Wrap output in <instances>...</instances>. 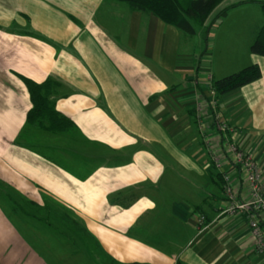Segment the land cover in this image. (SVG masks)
<instances>
[{
  "label": "crops",
  "instance_id": "0c3cea01",
  "mask_svg": "<svg viewBox=\"0 0 264 264\" xmlns=\"http://www.w3.org/2000/svg\"><path fill=\"white\" fill-rule=\"evenodd\" d=\"M251 1L264 0H223L205 25L235 6L202 48L200 29L124 2L0 0V264H264L248 213L228 210L251 198L228 143L251 155L264 190V57L250 52L263 16ZM240 63L260 78L213 97L211 81ZM21 77L51 80L68 127L26 121ZM47 199L82 237L47 221Z\"/></svg>",
  "mask_w": 264,
  "mask_h": 264
},
{
  "label": "trees",
  "instance_id": "16d2710c",
  "mask_svg": "<svg viewBox=\"0 0 264 264\" xmlns=\"http://www.w3.org/2000/svg\"><path fill=\"white\" fill-rule=\"evenodd\" d=\"M126 3L131 9L146 13H152L159 17L163 22L171 24L184 33L193 36L197 32V27L203 29L204 46L207 45L209 34L214 24L221 15L231 5L218 10L209 24L205 25L208 17L223 0H115ZM260 5L263 23L258 33L250 45V52L264 57V1H251ZM246 3V2H243ZM242 3V4H243ZM261 76L260 67L257 63L247 65L237 72L228 74L219 79L211 81L216 95H222L234 91L248 83H251ZM29 92L32 108L28 111L26 121L36 122L38 119L49 120V128L53 130L68 127L67 119L56 112L50 104L47 94L51 91L49 79L42 83H36L28 78L21 77ZM260 223V221H259ZM139 264V263H134Z\"/></svg>",
  "mask_w": 264,
  "mask_h": 264
},
{
  "label": "built area",
  "instance_id": "2783aa9c",
  "mask_svg": "<svg viewBox=\"0 0 264 264\" xmlns=\"http://www.w3.org/2000/svg\"><path fill=\"white\" fill-rule=\"evenodd\" d=\"M209 88L211 95L214 97L215 91L213 87H211L210 85ZM211 103L214 105L215 100H212ZM219 125L222 130L228 129L227 124H225L224 122H220ZM226 149L227 152L234 157L235 162L242 165L245 168L246 170L245 179L248 184V189L251 195L249 201L232 204L229 206L228 210L237 209L239 211H245L248 213L249 216L248 224L251 233L256 240V245H255L256 251L264 252V229L261 227L258 218L255 216V213L257 212L264 213V190L261 184L260 170L254 159L251 157V155L248 152L241 149L237 144L228 143ZM224 180H225L224 189L228 194L229 199L234 200L233 199L234 196L232 193V188L229 183V180L227 177H225ZM197 221H198L199 229L204 227L206 221L204 215L198 214Z\"/></svg>",
  "mask_w": 264,
  "mask_h": 264
},
{
  "label": "rangeland",
  "instance_id": "374dc122",
  "mask_svg": "<svg viewBox=\"0 0 264 264\" xmlns=\"http://www.w3.org/2000/svg\"><path fill=\"white\" fill-rule=\"evenodd\" d=\"M185 1V0H183ZM198 29H200L201 31V36H200V41L198 36L193 38L194 41H198V45H201L202 48H204V38H203V29H201L200 27H197ZM211 34H209V37H210ZM208 45H210V40L208 39V42H207ZM230 52V53H229ZM233 51H227L225 52L224 54H227V55H230V54H235V53H238V52H234L232 53ZM213 56L215 59H217V52H213ZM242 64L244 63H240L239 65H235L234 67L235 68H241ZM234 70V69H233ZM238 70V69H237ZM232 73V72H231ZM230 74V73H229ZM0 198L2 199V197L0 196ZM0 199V200H1ZM17 199V198H16ZM47 205H50L51 208L56 211V212H50V213H47V214H52V216L49 218H47V221L48 222H52L54 223V225L57 227L58 230H61L63 231V233H65L64 235L67 237V236H70V237H73V239H75L76 237H82V235L80 234L81 230H80V226L78 224V222L73 218L71 217L70 214H64V212H62L63 210H61V208L54 202V201H51L50 199H47ZM2 204H4V206L6 207V203L4 202V200L2 201ZM26 203L22 204V205H25ZM46 205V202L44 203ZM26 209L29 211V212H36V211H33L34 209L28 205H25ZM39 215H41L42 217H44V219L46 218L45 216L47 214H45L44 210H41L40 212H37ZM67 215V216H66ZM73 221V222H72ZM69 226L71 228V232H66L65 229L67 228L65 225ZM62 228V229H61ZM67 230V229H66Z\"/></svg>",
  "mask_w": 264,
  "mask_h": 264
}]
</instances>
